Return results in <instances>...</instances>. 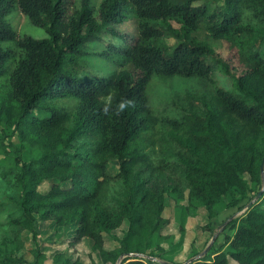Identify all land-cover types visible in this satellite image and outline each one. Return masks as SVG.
I'll return each instance as SVG.
<instances>
[{"label":"trees","instance_id":"16d2710c","mask_svg":"<svg viewBox=\"0 0 264 264\" xmlns=\"http://www.w3.org/2000/svg\"><path fill=\"white\" fill-rule=\"evenodd\" d=\"M15 7L48 37L20 34ZM176 78L197 85L150 88ZM14 135L41 153L0 167V264H44L38 245L31 262L17 252L45 220L75 225L105 262L168 264L138 255L170 237L163 176L175 208L187 190L211 219L220 203L245 209L227 250L187 264H264V192L240 204L264 186V0H0V147Z\"/></svg>","mask_w":264,"mask_h":264},{"label":"rangeland","instance_id":"374dc122","mask_svg":"<svg viewBox=\"0 0 264 264\" xmlns=\"http://www.w3.org/2000/svg\"><path fill=\"white\" fill-rule=\"evenodd\" d=\"M72 1L79 2L80 0ZM95 2L97 3V0ZM8 19L20 34H31L36 38L48 37L47 32L43 28L31 24L26 15L18 7H15L8 15ZM88 65L92 69L107 68L106 63L98 60L90 59ZM195 85H197V82L194 79L176 78L173 81L164 83H153L150 88L153 92L165 97L185 92ZM21 144V140L16 135L5 137V146L0 147V167L8 161L16 163L18 156L21 157V160H29L41 153V148L36 145L26 144L24 148H21ZM118 169V161H111L110 170L116 172ZM157 181H159L157 183L159 189L169 187L163 215L170 219L169 225L164 228V232L169 233L170 237L166 239L155 237L154 243L149 249V252H153L154 254L146 255V257H153L154 259L164 260L172 264H187L199 257V254H196L198 250L206 253L210 248L214 250H227V237H232L234 234L232 222L245 209H240L238 206L227 207L224 203H220L217 206L218 214L211 219L205 206L199 204L189 205L187 190H185L184 198L179 201L180 207L175 208L173 199L177 193L172 190L175 186L173 178L163 176V178L160 177ZM50 184L48 181L44 182L40 187L41 190H47ZM263 192L264 186L254 187L240 204H246L259 199ZM181 207L189 208L181 209ZM181 222L186 228L185 235L180 231ZM209 224L213 229L209 228ZM128 225L129 221L125 220L121 227L113 230L111 233L105 234V247L108 249L118 247V239L123 236ZM75 227V225L59 227L54 220L40 221L39 225H37L36 237L31 231H24L22 233L24 247L17 254L31 262L34 260L33 249L38 245L45 255L44 264H63L62 261L58 262L56 260V256L59 254L64 255V258L70 261L79 258L83 264H114L103 261L99 253L92 250L93 241L89 237H84L75 243L73 240L75 237ZM214 234L216 235L215 239H213ZM159 240L160 243L158 244ZM206 248H208L207 251H205ZM231 263L237 264L232 259Z\"/></svg>","mask_w":264,"mask_h":264},{"label":"water","instance_id":"95a60500","mask_svg":"<svg viewBox=\"0 0 264 264\" xmlns=\"http://www.w3.org/2000/svg\"><path fill=\"white\" fill-rule=\"evenodd\" d=\"M261 170H262V173H263V176H264V158H263V161H262V164H261ZM216 238V235L214 234V236H213V239H215ZM212 242H213V240H212ZM211 242V243H212ZM210 243V244H211ZM208 248H206V250H207ZM168 264H172V263H170V262H168Z\"/></svg>","mask_w":264,"mask_h":264},{"label":"built area","instance_id":"2783aa9c","mask_svg":"<svg viewBox=\"0 0 264 264\" xmlns=\"http://www.w3.org/2000/svg\"><path fill=\"white\" fill-rule=\"evenodd\" d=\"M139 256H143L144 258L146 257L145 255L143 254H138ZM146 258H150L152 261L156 262V261H160V260H157V259H154L153 257H146Z\"/></svg>","mask_w":264,"mask_h":264}]
</instances>
